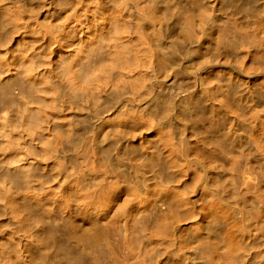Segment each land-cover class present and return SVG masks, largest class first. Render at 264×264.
Here are the masks:
<instances>
[{
  "label": "bare ground",
  "instance_id": "bare-ground-1",
  "mask_svg": "<svg viewBox=\"0 0 264 264\" xmlns=\"http://www.w3.org/2000/svg\"><path fill=\"white\" fill-rule=\"evenodd\" d=\"M226 1L0 0V264H264V0Z\"/></svg>",
  "mask_w": 264,
  "mask_h": 264
},
{
  "label": "rangeland",
  "instance_id": "rangeland-1",
  "mask_svg": "<svg viewBox=\"0 0 264 264\" xmlns=\"http://www.w3.org/2000/svg\"><path fill=\"white\" fill-rule=\"evenodd\" d=\"M241 3L243 4V3H245V2H241ZM185 4H186V3L182 1V2H180L179 6H180V7H185ZM224 5H225V6H229V5H230L229 0H227V1L224 3Z\"/></svg>",
  "mask_w": 264,
  "mask_h": 264
}]
</instances>
